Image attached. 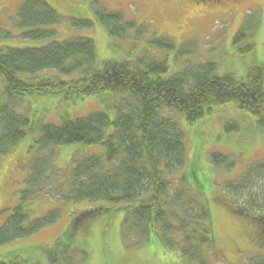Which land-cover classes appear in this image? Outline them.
Wrapping results in <instances>:
<instances>
[{"label": "trees", "instance_id": "1", "mask_svg": "<svg viewBox=\"0 0 264 264\" xmlns=\"http://www.w3.org/2000/svg\"><path fill=\"white\" fill-rule=\"evenodd\" d=\"M94 13L112 36L123 38L133 25L119 11L94 6ZM59 21L60 16L45 0H23L15 24L27 29L23 34L28 38L48 39L56 33L51 26ZM71 25L87 28L92 23L72 19ZM248 36L241 28L233 38L235 44L248 40L245 45L250 50V64L243 77L216 74L210 60L165 76L167 61L151 55L134 61H107L99 66L93 41L83 36L52 40L40 47L0 48L3 91L14 102L13 107L0 102V155L9 152L27 133L34 134L21 202L0 225V242L25 236L57 220L60 206L47 209L26 224L29 214L23 204L44 195L51 202L85 200L93 204L69 213L63 232L66 238L88 230L98 216L122 209V231L126 239H134L133 244L154 240L169 244V234L180 233L179 253L184 255L188 249L192 257H198L197 264H205L200 246L213 241L212 221L207 204L196 198V192H190L197 188L204 193L199 180H192L195 172L191 167L180 170L185 163V143L173 111L191 124L232 102L238 110L262 118L264 63L255 64V45L245 39ZM153 43L164 48L173 46L165 37L155 38ZM49 70L57 73L48 75L45 71ZM26 94L56 97L60 123L32 124L28 115L18 113L17 99ZM94 94L104 102L105 110L72 116L71 107ZM112 109L115 117L110 116ZM70 144H101L103 152L73 155L63 175L54 164L56 148ZM231 164V160L225 161L226 167ZM174 175L180 177L177 183H172ZM225 192L229 202L238 203L239 216H246L253 224L261 219L264 223V163L255 162L245 171H238L225 184ZM240 223L242 232L250 230L246 221ZM0 264L32 263L10 254L2 257Z\"/></svg>", "mask_w": 264, "mask_h": 264}, {"label": "rangeland", "instance_id": "2", "mask_svg": "<svg viewBox=\"0 0 264 264\" xmlns=\"http://www.w3.org/2000/svg\"><path fill=\"white\" fill-rule=\"evenodd\" d=\"M60 16V21L51 26L56 32L48 39H32L18 27L17 10L23 0H0V48L40 47L52 40L83 36L90 38L95 46L99 66L107 61H134L151 55L155 59H165L169 65L165 76L176 74L189 65H197L210 60L218 75L232 73L243 77L245 67L250 64L248 40L235 44L236 31L245 28L250 34L245 39L253 42L254 60L264 63V0H45ZM99 9L121 12L123 19L132 22L126 35L112 36L94 13ZM72 19L90 20L87 28L71 25ZM67 36V37H65ZM165 37L173 46L164 48L155 45V38ZM144 55V56H143ZM209 61V62H210ZM54 75V70L45 71ZM71 75L58 74L70 77ZM0 76V102L14 106L6 97ZM56 97L22 95L18 97L15 109L28 115L32 124H59L56 114ZM222 110L197 122L189 124L182 114L173 111L178 126L183 132L185 143V163L180 170L189 167L195 172L192 179L199 180L204 193L193 188L196 198L207 204L214 241L202 244V256L207 264H257L255 243L247 232H242L241 221L253 226V221L233 214L228 202H224L225 184L245 171L255 162L264 163V113L262 118L238 110L232 102L221 106ZM104 102L97 95H88L78 100L70 109L74 117L86 116L104 111ZM171 114V112H170ZM114 109L110 116L115 117ZM225 122V123H224ZM227 123L230 125L228 126ZM224 124V125H223ZM34 137L27 133L15 147L0 156V225L10 213V209L21 202L20 190L28 174L31 157L29 145ZM89 149L90 153H85ZM82 154H74L75 151ZM101 144H71L60 146L54 158L55 166L66 174L73 155L102 154ZM231 160L226 167L225 161ZM55 167V169H56ZM244 167V168H243ZM57 169V170H58ZM58 170V171H59ZM180 170L176 173L179 174ZM237 170V173L235 171ZM15 175H14V174ZM172 177V183L180 177ZM189 188V183H186ZM227 194V193H226ZM217 198H222L219 201ZM47 196H40L23 204L28 212L27 225L43 215L47 209L60 206L61 215L57 220L40 226L25 236L0 242V259L17 254L32 264H196L198 257L180 252V244H161L158 240L133 244L134 239H121L119 234L123 213L101 216L91 223L88 230L79 231L72 239L63 235L71 211L86 208L92 203L80 201L64 203ZM240 221V222H239ZM172 240L179 238L169 234ZM170 241V242H171ZM254 246V247H253ZM176 247V249H174ZM199 247V248H200ZM253 249L251 250V248ZM207 248L208 251H207ZM214 250V251H213ZM213 252V253H212ZM51 256V257H50ZM260 256V255H259ZM54 257V261L50 259ZM260 258H263L260 256Z\"/></svg>", "mask_w": 264, "mask_h": 264}]
</instances>
